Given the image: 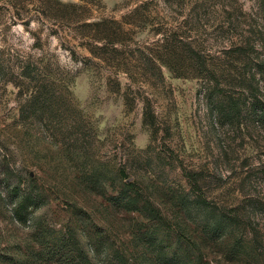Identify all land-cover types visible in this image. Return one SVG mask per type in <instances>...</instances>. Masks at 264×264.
<instances>
[{"label": "rangeland", "instance_id": "rangeland-1", "mask_svg": "<svg viewBox=\"0 0 264 264\" xmlns=\"http://www.w3.org/2000/svg\"><path fill=\"white\" fill-rule=\"evenodd\" d=\"M90 1L113 68L0 1V264H264L261 0Z\"/></svg>", "mask_w": 264, "mask_h": 264}, {"label": "trees", "instance_id": "trees-1", "mask_svg": "<svg viewBox=\"0 0 264 264\" xmlns=\"http://www.w3.org/2000/svg\"><path fill=\"white\" fill-rule=\"evenodd\" d=\"M0 1H6V7L11 10L15 19L20 20L25 25L30 23L35 17V19L44 18L56 26H63L65 24L71 26L76 33L75 39L83 42L90 53V56L85 57V60L88 62L95 60L94 63L96 65L105 62L111 68L117 65L114 55L117 54L118 45L120 43L122 45L129 40V32L123 27L126 24L130 25L132 23L131 19L134 18L133 15H137V17L139 14L141 15L142 8L145 7L144 5L135 6L131 11L123 15L121 20L109 17L91 21L89 19L92 18L86 9V6L91 2L90 0H80L79 3H63L60 0ZM261 6L262 11H264V0H261ZM165 40H160V42H164ZM108 52L112 53L113 56L109 57ZM74 53L73 51V55ZM169 67L171 66L169 65ZM18 206L22 207V203H19Z\"/></svg>", "mask_w": 264, "mask_h": 264}]
</instances>
